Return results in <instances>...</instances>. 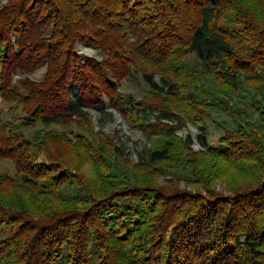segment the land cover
Listing matches in <instances>:
<instances>
[{
    "label": "trees",
    "instance_id": "obj_1",
    "mask_svg": "<svg viewBox=\"0 0 264 264\" xmlns=\"http://www.w3.org/2000/svg\"><path fill=\"white\" fill-rule=\"evenodd\" d=\"M130 35L140 40L130 42ZM79 41L96 45L102 59L79 54ZM136 55L183 79L192 73L185 58L194 56L210 82L208 103L224 105L227 97L250 93L244 83L264 86V0H10L0 8V100L11 103L12 114L4 119L0 108V161L13 167L0 173V264H264V176L235 189L241 194L233 199L210 187L207 196L167 191L148 178L132 180L118 166L112 177V152L86 141L85 125L74 118L87 121L89 108L111 115L105 98L150 133L164 128L181 140L165 105L118 91L119 81L134 75L131 63L140 66ZM47 60L42 82L12 80ZM153 74H143L150 91L170 89L191 116L177 82L162 76L159 84ZM256 102L264 122V102ZM237 105L227 107H235L238 122L247 109ZM39 122L42 128L30 134ZM72 124L80 132L56 128ZM246 127L216 146L200 139L212 155L236 150L234 164L251 159L259 169L264 150ZM66 142L87 149L88 160L104 168L102 181L81 170L83 158L64 156ZM169 143L144 150L140 161L169 159ZM113 150L125 153L116 145ZM200 154H193L191 169L198 184L207 174Z\"/></svg>",
    "mask_w": 264,
    "mask_h": 264
},
{
    "label": "rangeland",
    "instance_id": "obj_2",
    "mask_svg": "<svg viewBox=\"0 0 264 264\" xmlns=\"http://www.w3.org/2000/svg\"><path fill=\"white\" fill-rule=\"evenodd\" d=\"M9 1L10 0H0V8L9 3ZM151 24L152 20L149 22L150 27H152ZM164 27L162 23H160V26H157L159 29H163ZM153 31L155 30L153 29ZM49 36L50 33L45 34V37ZM139 40L140 38H138L137 35H130V42L136 43ZM76 48L77 52L81 55L95 57L100 60L102 59L103 55L99 48L92 43L79 41L76 43ZM172 56L173 48L169 50L167 59L171 60ZM185 59L190 64L189 70H191L192 73L187 70V72L191 74L185 76V79H183L175 75L172 70L163 68L162 66H156L152 62L146 61L141 57L139 58L136 55L135 61H139L140 66L131 63L130 71L133 72L134 75L132 77L123 78L117 85L118 91L124 96H132L138 102L148 100L152 102L154 106H156L155 103L165 105L171 110L174 114L171 125L176 126L175 134L179 136L181 140H174L173 135L167 133L164 128L159 131L160 133H150V128L148 126L139 125V120L131 119L128 115H123L117 109L111 107L108 98L104 100L107 105L106 111L111 112V115H105L99 110L89 108L87 109V121L79 117H75L74 119L78 121L79 127L81 124L85 125L82 127V131L88 137L86 138L88 143L94 142V144L98 146L107 147L106 149L112 152H110L112 160V177H117L118 173H116L115 166H118L124 168L125 174L130 175L131 177L129 178L132 180L136 181V179H138L143 181L148 178V182L155 184L159 188L162 187L167 191L178 189V193L190 191L198 195L207 196L208 190L206 187H210L212 188L211 190H215L219 195H223L225 198L231 197V199H233L237 194H241L238 191L236 192L235 189L243 187L245 183L251 181L253 178H263L264 166L257 169L255 161L251 159L242 161L240 160L241 158H239V161L237 160L240 165L234 164V160L232 159L235 157L236 153H238L236 150L232 152V155L229 157L218 154L212 155L209 153L206 144H203L200 136H205L207 144L216 146L222 142V136L226 135L230 137V134L238 131L241 126H247L249 129L253 128V130H255L251 131L252 134H250V136L253 137L251 140L253 141V139L256 138L258 143H260L257 146H262V150H264V122L261 121L257 106H254V104H257V100L264 102V86L261 85L260 89L258 83H244V86H251L250 93L248 91L241 94L238 92L235 94L234 99L227 97L226 104L214 106V104L208 103L212 101L211 99L209 100V94H206L208 88H210V82L207 81L208 77L205 78L204 75L202 78L199 73V65H197L194 56H189ZM48 64L49 62L47 60L45 63L33 68L32 71L16 72L12 76V80L14 82L17 81L20 85L24 80L28 82H42L46 75ZM149 71L154 73L153 75L159 84H162V76L169 77L173 82H177V89L180 90L179 94L181 96H187L184 97L185 101L191 102V108L194 109V111L191 112V116L190 112L185 108L186 106H184L187 103L182 107H180L181 102L176 105L175 96L170 93V89L162 94L150 91V87L143 78V74ZM197 88L199 91L196 90ZM217 91L218 93H224L223 95L229 96L226 94L227 92ZM244 95L245 97H243ZM201 98H203L202 101ZM178 101H181V99ZM235 102L238 104L237 106H240V109H247L244 115L237 116V120L242 119V116H246V118L241 121L238 120V122L234 119V115H237V113H235V107H227L228 105H233ZM248 103L251 105L250 108L248 107ZM10 106L11 103L8 100H0V108L3 111L4 119H8L12 115L8 111ZM166 107L163 108L166 109ZM158 110V112L161 113L160 109ZM158 112H156V114H159ZM238 114H240V112ZM154 118H152V120H154ZM42 125L43 124L39 122L35 128H31L29 130V132H31L30 134H32L34 129L42 128ZM77 125H60L56 128L61 131L80 132ZM201 126H203L204 129H201ZM153 132H155V129H153ZM238 137L239 136H236V138ZM189 139L191 141H188ZM168 141L172 142L169 143V159L157 161L155 164L140 161V154L144 153V150L155 147L162 148ZM66 145L67 147L63 149L64 156L74 162L83 158L84 162L81 165V170L88 173L87 175L93 178V180L96 179L98 182L102 181L101 175L104 174L102 173L104 168L93 165L88 160L86 154L88 152L87 149H85L84 146L73 147V145L68 142H66ZM114 145L118 146L120 150L125 153L118 154L116 150L115 152L113 150ZM200 151L203 152V154H200L202 163H204L202 167L207 169V174H204L206 178H204L203 182L198 184L195 182L196 177L191 176V169L193 154L199 153ZM9 170L13 173L12 164L8 160H1L0 173H4L5 171L9 172ZM136 174L139 175V178H137ZM255 181L257 182V180ZM257 183L251 186V188L256 187ZM175 185L178 186L175 187ZM254 199L255 198H251L246 201L248 209ZM210 208H222V212H226L224 206L217 207L212 204ZM237 208L240 209V204L236 205V209ZM240 211L243 210L240 209Z\"/></svg>",
    "mask_w": 264,
    "mask_h": 264
}]
</instances>
